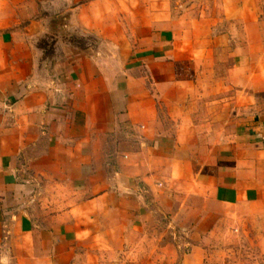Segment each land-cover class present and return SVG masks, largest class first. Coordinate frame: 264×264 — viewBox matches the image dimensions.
Masks as SVG:
<instances>
[{"label": "crops", "instance_id": "0c3cea01", "mask_svg": "<svg viewBox=\"0 0 264 264\" xmlns=\"http://www.w3.org/2000/svg\"><path fill=\"white\" fill-rule=\"evenodd\" d=\"M241 232L264 250V0H0V264Z\"/></svg>", "mask_w": 264, "mask_h": 264}, {"label": "rangeland", "instance_id": "374dc122", "mask_svg": "<svg viewBox=\"0 0 264 264\" xmlns=\"http://www.w3.org/2000/svg\"><path fill=\"white\" fill-rule=\"evenodd\" d=\"M231 108L222 104L218 108V112L222 117H227L230 114ZM227 124L225 121H220L219 125ZM228 125V124H227ZM255 237L249 235L248 232L239 233L233 240L227 234L216 235L214 241L209 245L216 246L218 255L215 256L214 264H264V250L258 247ZM187 241L190 238L187 237ZM190 249V246H187Z\"/></svg>", "mask_w": 264, "mask_h": 264}]
</instances>
